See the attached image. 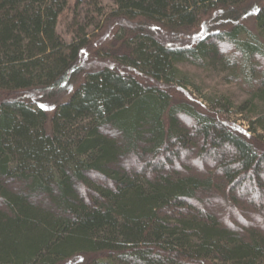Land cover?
<instances>
[{"label":"trees","instance_id":"trees-1","mask_svg":"<svg viewBox=\"0 0 264 264\" xmlns=\"http://www.w3.org/2000/svg\"><path fill=\"white\" fill-rule=\"evenodd\" d=\"M93 22L117 66H79ZM185 64L263 102L250 127ZM0 95V264H264V0H0Z\"/></svg>","mask_w":264,"mask_h":264},{"label":"rangeland","instance_id":"rangeland-1","mask_svg":"<svg viewBox=\"0 0 264 264\" xmlns=\"http://www.w3.org/2000/svg\"><path fill=\"white\" fill-rule=\"evenodd\" d=\"M102 1L106 5L107 9H110L111 5L114 2V0ZM256 1L258 2L259 0H255V3ZM85 12H87V8L82 11L79 18V22L83 24H86L88 22L85 17ZM94 19L97 23L99 21H103L104 17L100 18L94 14L93 20ZM70 22L71 19H66L65 21L62 20L59 25V31L67 41H70L73 38L76 30L74 27L70 26ZM121 22L110 24V26L104 28L105 30L103 32L102 29H99L95 26L96 24L94 22L91 26L88 27L91 35H97V37L93 39V43L96 47L85 48L81 51L80 60L78 63L80 67L85 68L86 70H92L104 66H117L111 58L101 57L97 55L95 49L97 47L99 48L102 44L105 45L110 43L115 31H117V27L115 26ZM249 25L250 27H253V23L250 22ZM155 28L158 32V36L169 44H191L196 42L205 33V29L203 32L202 29L199 32L182 31L179 34H174L159 25H155ZM182 68L188 75L190 81V84L187 85V89L194 94L195 98H198L206 104H209V101L211 100L213 101L214 99L216 100L219 98L221 101L219 103H221L223 106L226 105V109L223 110L224 115L230 118L232 121L242 125L244 128H249L250 121L255 120L260 111H262L260 110V107L263 106V102L260 103V100H255L256 104L258 103V106H256V108L252 112L249 110V108H246L244 111L238 110V108L241 106V103L250 98V94L241 85L237 83L226 82L224 78V72L220 70L205 71L191 64H185L182 66ZM175 89H173L175 90L173 91V93L176 97L182 98V96L185 95L183 90L181 91L179 87H175ZM3 97L4 95H0V99ZM226 100H230L232 104L227 103ZM52 105L53 104H49L48 106Z\"/></svg>","mask_w":264,"mask_h":264}]
</instances>
